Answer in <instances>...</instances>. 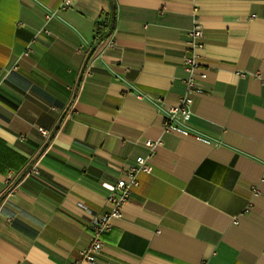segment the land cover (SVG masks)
Returning a JSON list of instances; mask_svg holds the SVG:
<instances>
[{"label":"crops","instance_id":"obj_1","mask_svg":"<svg viewBox=\"0 0 264 264\" xmlns=\"http://www.w3.org/2000/svg\"><path fill=\"white\" fill-rule=\"evenodd\" d=\"M194 20L210 144L163 129ZM137 156L152 172L84 264H264V0H0V264L80 259Z\"/></svg>","mask_w":264,"mask_h":264},{"label":"built area","instance_id":"obj_2","mask_svg":"<svg viewBox=\"0 0 264 264\" xmlns=\"http://www.w3.org/2000/svg\"><path fill=\"white\" fill-rule=\"evenodd\" d=\"M49 16L46 15V18L49 19ZM200 24L198 20H194L192 28L187 32L188 49L187 54L182 59V64L187 74L184 79L185 91L176 105H166L163 108V129L164 131L177 133L182 136L192 137L204 144H210V138L195 132L188 126L192 114L191 105L193 103V95L202 92V88L198 84L196 76V70L199 67L196 50L204 48V43L200 41L204 38L203 27ZM45 32L49 33L48 30ZM105 42L106 46L111 48L115 45L116 41L114 37L110 35ZM32 52L33 50L29 44L23 55L27 56ZM13 68L15 69L16 67L13 66ZM240 76L244 77V74L240 73ZM199 77L205 78V73H200ZM38 130L43 135H47L48 133L47 130L40 127ZM157 144H159V142H153L152 140H145L144 142V145L150 150V155L153 154ZM152 169L153 166L148 158L143 156H137L133 163L122 168V174L118 177L114 187L107 195V201L110 204L109 211L94 219L89 245L80 250L81 258L73 259L70 264H84L85 262L94 263L97 260V256L102 252L104 247L103 235L108 232L111 227V218L121 216L122 207L128 202L130 192L139 184L137 179L138 174H149L152 172ZM32 174L37 175L38 171L33 169ZM253 191H256V189L253 188Z\"/></svg>","mask_w":264,"mask_h":264},{"label":"trees","instance_id":"obj_3","mask_svg":"<svg viewBox=\"0 0 264 264\" xmlns=\"http://www.w3.org/2000/svg\"><path fill=\"white\" fill-rule=\"evenodd\" d=\"M104 28H107V31L100 36L98 42L107 38L114 31V18H113V16L111 18H109L108 21L106 19V21L102 22V24L99 25L100 30H103Z\"/></svg>","mask_w":264,"mask_h":264}]
</instances>
